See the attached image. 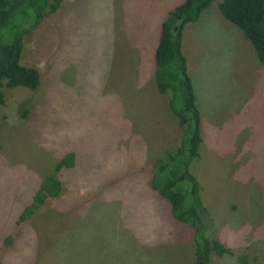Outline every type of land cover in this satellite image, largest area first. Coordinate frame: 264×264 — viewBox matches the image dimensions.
Instances as JSON below:
<instances>
[{
    "label": "rangeland",
    "instance_id": "1",
    "mask_svg": "<svg viewBox=\"0 0 264 264\" xmlns=\"http://www.w3.org/2000/svg\"><path fill=\"white\" fill-rule=\"evenodd\" d=\"M182 1L62 0L25 35L21 62L39 70L40 84L3 88L0 264H194L192 228L151 185L158 157L180 142L154 51L161 23ZM221 1L201 24L217 10L222 28L204 22L183 45L204 119L201 155L189 168L207 235L237 249L213 251L211 263L247 254L245 264H264V65ZM71 150L76 163L61 173L60 194L17 227L40 181Z\"/></svg>",
    "mask_w": 264,
    "mask_h": 264
},
{
    "label": "trees",
    "instance_id": "2",
    "mask_svg": "<svg viewBox=\"0 0 264 264\" xmlns=\"http://www.w3.org/2000/svg\"><path fill=\"white\" fill-rule=\"evenodd\" d=\"M214 0H184L176 5L168 20L161 23L154 51L155 80L161 94L168 93L167 105L176 116L181 138L176 149L165 150L157 159L152 189L165 199L173 216L193 230L196 244L194 264H212L211 253L231 254L232 249L207 234V207L204 205L197 178L190 171L192 160L200 155L202 116L196 105V94L182 51L187 24L196 22ZM62 0H0V106L6 101L4 87L25 86L36 89L40 73L36 67L21 62L25 35L39 21L57 11ZM222 14L237 25L252 43L264 65V0H222ZM28 109L23 113L27 115ZM75 152L67 151L56 163L55 173L45 176L17 220V227L48 199L62 190L64 170L75 166ZM8 237L5 242H8ZM246 254L239 257L246 262Z\"/></svg>",
    "mask_w": 264,
    "mask_h": 264
},
{
    "label": "crops",
    "instance_id": "3",
    "mask_svg": "<svg viewBox=\"0 0 264 264\" xmlns=\"http://www.w3.org/2000/svg\"><path fill=\"white\" fill-rule=\"evenodd\" d=\"M207 10V9H206ZM205 10V11H206ZM205 11L202 13V15H201V17H200V19L198 20V21H196L195 22V26H193V25H190L191 23H189V24H187L186 25V27H185V30H184V33H183V40H182V51H183V45L186 47V48H188L189 49V47H188V44L189 43H187V42H189V38H191L192 36H193V39H195L196 38V36H197V30H198V28L204 23V22H207V21H209V20H212V21H214V22H216L218 25H216L218 28L220 27V28H222V23H221V21L218 19V17L219 18H221V16L218 14V17H217V15H216V11L214 12V16H212V17H208L202 24H201V20H202V17H203V15H204V13H205ZM221 12V11H220ZM222 13V12H221ZM224 16V15H223ZM225 17V16H224ZM226 18V17H225ZM205 19V18H204ZM222 19V18H221ZM227 19V18H226ZM226 26H228V29L229 28H231V29H233L234 30V27L233 26H231L228 22H223ZM189 39V40H188ZM192 40V39H191ZM187 43V44H186ZM186 44V45H185ZM184 52V51H183ZM187 58V57H186ZM187 61H188V59H187ZM188 66H189V64H188V62H187V69H188V73H189V75H190V77H191V73H190V69L188 68ZM191 79H192V77H191ZM192 83H193V81H192ZM194 87V86H193ZM194 92H195V90H194ZM167 97H168V95H167ZM168 111H167V115H168V117H169V121H173L174 122V126L172 127V126H170L169 128L170 129H172V128H175V126L178 124V121L179 120H177V118H176V116H175V118H173L171 115V112H170V109L168 108V105H166V106H164ZM198 107V106H197ZM200 113H201V111H200ZM201 116H202V114H201ZM202 120H203V124H204V119L202 118ZM211 123H212V121H209L208 120V123H207V127H209L210 125H211ZM201 125H202V123H201ZM178 127H179V124H178ZM180 128V127H179ZM181 134H182V132L180 133V138H181ZM180 141V140H179ZM203 141H204V135H203ZM200 152V151H199ZM201 155V154H200ZM219 236V235H218ZM219 241V240H218ZM221 242V241H220ZM227 242V241H226ZM222 243V242H221ZM223 244V243H222ZM224 246H226L225 244H223ZM230 246H232L231 244L229 245V246H227V247H229V248H231ZM247 246H249V245H247ZM246 245H244L243 247L242 246H240V247H236V248H238V249H240V250H246L248 247H247ZM237 250V249H236ZM236 250H233L232 249V253L231 254H234L235 252H236ZM226 254V253H225ZM217 255H219V254H217ZM242 255H245V254H242ZM247 255V254H246ZM237 263H241L240 262V260L238 259L237 261H236V264ZM242 264V263H241Z\"/></svg>",
    "mask_w": 264,
    "mask_h": 264
}]
</instances>
